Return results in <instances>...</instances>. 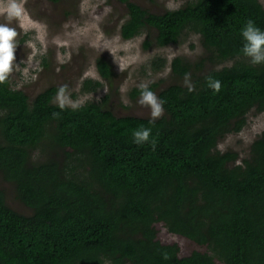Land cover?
Wrapping results in <instances>:
<instances>
[{
	"label": "trees",
	"instance_id": "trees-1",
	"mask_svg": "<svg viewBox=\"0 0 264 264\" xmlns=\"http://www.w3.org/2000/svg\"><path fill=\"white\" fill-rule=\"evenodd\" d=\"M116 1L125 9L122 40L145 35L149 49L197 37V61L170 62L175 78L191 75L195 91L179 83L162 88L164 116L150 123L115 116L107 95L61 110L53 88L29 102L8 81L0 85V180L29 211L11 209L0 189V264H264V131L242 163L217 150L241 132L250 111L264 112V65L243 56L240 35L249 19L264 29V7L259 0H186L153 13ZM95 68L111 83L103 58ZM208 77L221 82L219 92L207 87ZM101 87L82 84L86 92ZM141 126L152 129L154 147L133 143ZM157 225L200 250L181 256L177 245L159 242Z\"/></svg>",
	"mask_w": 264,
	"mask_h": 264
},
{
	"label": "rangeland",
	"instance_id": "rangeland-1",
	"mask_svg": "<svg viewBox=\"0 0 264 264\" xmlns=\"http://www.w3.org/2000/svg\"><path fill=\"white\" fill-rule=\"evenodd\" d=\"M132 1L150 12L162 13L176 10L186 0H155L154 4ZM259 2L264 7V0ZM23 4L26 14L9 24L16 28L20 45L15 52L19 68L14 69L8 84L12 89L23 91L29 102L49 88L55 90L56 97L57 90L66 85L69 99L80 106L101 103L107 95L106 108L115 116L150 119L149 111L137 103L139 96L132 98L133 91L142 83L155 86L156 95L172 83L185 86L184 79L171 74V60L179 57L193 63L201 56L194 35L184 36L177 45L165 48L144 49L145 35L122 40L119 27L125 18V9L116 0H61L55 5L46 0H23ZM0 23H7L2 15ZM98 58H103L111 67L114 74L111 83L102 81L97 74ZM153 59L165 62L164 67L159 71L152 69L149 64ZM85 80L98 81L102 87L86 92L82 89ZM55 97L53 104L57 105ZM262 131L264 112L252 110L241 132L226 136L218 143L217 150L235 153L237 163H242L248 157L251 143ZM0 189L11 209L29 215L27 209L15 202L11 185L0 180ZM156 231L159 242L177 245L181 256L200 250L186 239L169 234L161 225L156 226Z\"/></svg>",
	"mask_w": 264,
	"mask_h": 264
},
{
	"label": "clouds",
	"instance_id": "clouds-1",
	"mask_svg": "<svg viewBox=\"0 0 264 264\" xmlns=\"http://www.w3.org/2000/svg\"><path fill=\"white\" fill-rule=\"evenodd\" d=\"M25 14L26 9L23 0H4L3 3H0V15L7 20V23H0V85L8 81L15 68H19L15 57L17 47L20 45L17 39L18 32L16 28L10 27L9 24ZM240 35L243 41L241 48L243 56L248 58L252 65H264V29L259 28L252 19H249L241 28ZM184 83L189 92L195 91L189 73L184 75ZM206 83L207 87L214 92H219L221 89V82L212 77H208ZM9 88L12 89L10 86ZM55 102L61 110L66 107L76 110L80 107L79 103L69 99L66 85L57 90ZM137 103L140 107L149 111L150 123H155L156 120L164 116L165 101L156 95L148 83L140 84ZM58 115V113H53L54 117ZM132 137L133 143L138 146L151 144L154 147V139H150L152 129L149 127L141 126L135 129Z\"/></svg>",
	"mask_w": 264,
	"mask_h": 264
}]
</instances>
